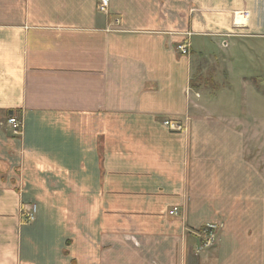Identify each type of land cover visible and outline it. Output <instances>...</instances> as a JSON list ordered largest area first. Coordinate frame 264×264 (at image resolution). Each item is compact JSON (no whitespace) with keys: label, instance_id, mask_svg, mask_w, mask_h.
<instances>
[{"label":"crops","instance_id":"crops-1","mask_svg":"<svg viewBox=\"0 0 264 264\" xmlns=\"http://www.w3.org/2000/svg\"><path fill=\"white\" fill-rule=\"evenodd\" d=\"M108 1L0 0V264H264V0Z\"/></svg>","mask_w":264,"mask_h":264},{"label":"built area","instance_id":"built-area-1","mask_svg":"<svg viewBox=\"0 0 264 264\" xmlns=\"http://www.w3.org/2000/svg\"><path fill=\"white\" fill-rule=\"evenodd\" d=\"M108 0H99L98 3V11L101 13H106L108 10ZM178 52L181 55H188L189 48L188 45L183 44L177 47ZM7 123L13 128L14 134L20 133L22 125L20 121L14 116H10L7 120ZM162 125L170 132L173 133H181L185 130L184 125L180 121L166 119L162 122ZM21 213L26 222H31L34 219L36 214V206L35 205H24L22 206ZM175 213V210L170 212V214ZM215 226L214 225H205L201 229L202 241L200 244V248H209L212 247L215 243V234H214Z\"/></svg>","mask_w":264,"mask_h":264},{"label":"trees","instance_id":"trees-1","mask_svg":"<svg viewBox=\"0 0 264 264\" xmlns=\"http://www.w3.org/2000/svg\"><path fill=\"white\" fill-rule=\"evenodd\" d=\"M199 81H200V79H197L196 82H195V81H192V83H191L192 87H193V88L196 87V83H198Z\"/></svg>","mask_w":264,"mask_h":264},{"label":"rangeland","instance_id":"rangeland-1","mask_svg":"<svg viewBox=\"0 0 264 264\" xmlns=\"http://www.w3.org/2000/svg\"><path fill=\"white\" fill-rule=\"evenodd\" d=\"M221 67H222V66H221V65H219V67H218V68H219V69H221ZM194 81L196 82V81H197V78H194Z\"/></svg>","mask_w":264,"mask_h":264}]
</instances>
